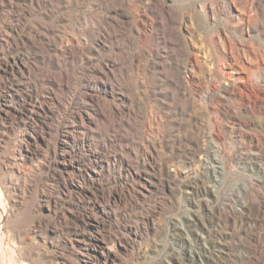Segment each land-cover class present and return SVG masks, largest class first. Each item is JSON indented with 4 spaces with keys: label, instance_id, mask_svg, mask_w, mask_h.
<instances>
[{
    "label": "rangeland",
    "instance_id": "rangeland-1",
    "mask_svg": "<svg viewBox=\"0 0 264 264\" xmlns=\"http://www.w3.org/2000/svg\"><path fill=\"white\" fill-rule=\"evenodd\" d=\"M0 198V264H264V0H0Z\"/></svg>",
    "mask_w": 264,
    "mask_h": 264
},
{
    "label": "bare ground",
    "instance_id": "bare-ground-1",
    "mask_svg": "<svg viewBox=\"0 0 264 264\" xmlns=\"http://www.w3.org/2000/svg\"><path fill=\"white\" fill-rule=\"evenodd\" d=\"M4 212H5L4 206H2V204L0 203V228H1V222H2V218H3Z\"/></svg>",
    "mask_w": 264,
    "mask_h": 264
}]
</instances>
